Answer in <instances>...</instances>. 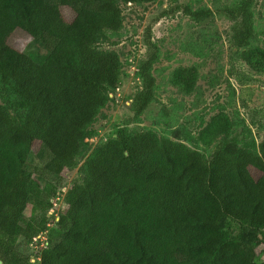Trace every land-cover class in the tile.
<instances>
[{
	"label": "trees",
	"instance_id": "16d2710c",
	"mask_svg": "<svg viewBox=\"0 0 264 264\" xmlns=\"http://www.w3.org/2000/svg\"><path fill=\"white\" fill-rule=\"evenodd\" d=\"M149 1L0 0L1 89L17 96L19 113L14 117L0 104V253L6 264H34L12 242L34 243L52 221L47 246L35 243L39 264H264V139L247 134L239 146L219 142L208 158L153 131L119 127L87 157L85 178L65 194L59 219L47 215L53 205L34 179L29 155L39 143L53 173L77 164L86 129L122 73L119 54L100 50L99 37L123 27L120 2ZM257 1L223 7L234 21L233 46H247L255 36ZM184 10L197 21L212 12ZM17 28L48 50L42 62L9 44ZM243 59L264 71V49ZM155 60L151 47L139 70L134 117L154 100ZM196 77L195 68H180L174 82L190 92ZM228 123L216 116L201 139L213 143Z\"/></svg>",
	"mask_w": 264,
	"mask_h": 264
},
{
	"label": "rangeland",
	"instance_id": "374dc122",
	"mask_svg": "<svg viewBox=\"0 0 264 264\" xmlns=\"http://www.w3.org/2000/svg\"><path fill=\"white\" fill-rule=\"evenodd\" d=\"M237 1L120 2L123 27L117 32L105 30L97 44L100 50L119 54L122 63L120 82L108 93L106 105L87 127L85 148L77 164L65 168L60 174L53 173L45 165L51 156L40 149L39 143L29 155L27 163L34 179L41 188L46 187V194L53 205L47 212L48 216L59 219L60 212L66 207L65 194L85 178L87 157L96 146L114 136L119 127L153 131L162 139L171 138L198 149L208 158L219 142L232 141L239 146L244 134H247V139L254 137L257 142L264 139V71L253 68L243 59L245 52L264 49V0H258L253 8L256 34L244 47L233 46L234 21L222 13L224 6ZM185 7L190 11L209 9L212 12L205 20L197 21L186 13ZM63 13L68 19L73 17L68 8L63 9ZM7 40L20 51L34 53L40 62L48 53L43 45L20 28L11 31ZM151 47L156 52L152 66L156 80L154 100L143 113L134 117L132 102L142 88L139 70ZM180 68L197 70L196 82L190 92L174 82V73ZM0 104L6 106L14 117L19 116L17 96L10 89H1V83ZM220 114L229 120L228 132L209 144L201 139V133ZM54 226L52 221L48 230L35 234L34 243H26L22 238L14 240L12 248L15 252H27L32 256L31 261L39 264L35 243L40 241L39 248H45L48 233ZM0 261V264H6L1 253Z\"/></svg>",
	"mask_w": 264,
	"mask_h": 264
},
{
	"label": "water",
	"instance_id": "95a60500",
	"mask_svg": "<svg viewBox=\"0 0 264 264\" xmlns=\"http://www.w3.org/2000/svg\"><path fill=\"white\" fill-rule=\"evenodd\" d=\"M2 261H0V263H1Z\"/></svg>",
	"mask_w": 264,
	"mask_h": 264
}]
</instances>
